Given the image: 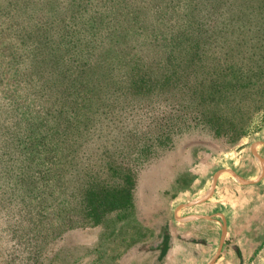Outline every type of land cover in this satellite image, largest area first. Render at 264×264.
<instances>
[{
    "label": "rangeland",
    "instance_id": "obj_1",
    "mask_svg": "<svg viewBox=\"0 0 264 264\" xmlns=\"http://www.w3.org/2000/svg\"><path fill=\"white\" fill-rule=\"evenodd\" d=\"M10 19L20 22L14 32ZM19 31L33 35L25 61L13 45ZM47 33H57L52 46L69 66L53 60L50 46L35 51ZM180 68L197 89L171 98L183 131L132 168L133 205L94 226L77 201L85 176L113 185L131 170L121 152L130 140L119 97L149 92L147 83L165 72L176 79ZM50 75L59 78L51 91L64 94L62 112L51 111L40 90L29 92ZM15 109L32 122L31 134L49 131L23 143L30 166L23 180L0 161V264H176L189 251L184 216L208 215L218 200L246 204L253 186L230 168L241 169L243 157L246 178L251 166L258 174L254 161L262 168L255 154L264 157V0H0V131ZM103 125L109 134L100 133ZM216 188L224 194L218 200ZM230 225L246 255L241 263L264 264V232L242 229L239 238Z\"/></svg>",
    "mask_w": 264,
    "mask_h": 264
},
{
    "label": "trees",
    "instance_id": "obj_2",
    "mask_svg": "<svg viewBox=\"0 0 264 264\" xmlns=\"http://www.w3.org/2000/svg\"><path fill=\"white\" fill-rule=\"evenodd\" d=\"M19 24V20L12 24V19H10L7 28L10 32H14L13 26ZM36 35L40 36L41 33ZM54 35H57V33H47L45 37H41L35 51L39 53L41 49L46 50L50 46L52 48L50 55L54 57L53 60L57 64L62 62L69 66V61L64 60L63 51L52 46ZM32 39L33 35L25 31H19L16 33V40L12 39L15 42L13 45H21V48L16 49L21 54L17 57L19 61H25L24 53L27 52L25 48L31 44ZM70 42L68 41V43ZM27 53L29 54V52ZM18 60L15 63L18 64ZM86 63L87 61L81 62L79 66H87ZM179 72L180 75L176 79L174 72H165L163 78L156 85L147 83L149 86L146 85L145 88H148L149 92L133 95L130 101L123 102L122 97H119L118 114L120 117L124 116L128 119V131L122 129L125 133L123 136L130 140L122 147L121 152L125 154V157H128L126 160L127 166H130L131 170L128 167L130 172L123 173L121 182L113 185L100 181L95 177L87 176L85 180V176V181L83 180L78 190L77 201L84 212L85 218L89 219L94 226L100 225L109 214L128 209L133 205L135 180L132 170L150 163L159 151L167 150L173 146L174 137L183 131L182 122L184 121V116L174 113L175 107L171 106V98L174 93H179L183 97L189 93L195 94L197 89L194 85H190V81L187 80L188 77L185 75L188 73L186 70L180 68ZM27 76L28 78L30 77V72H28ZM144 79L145 77L141 81ZM27 80L29 83V79H26V85ZM37 80L42 81L40 79ZM58 80L59 78L50 75L46 81L43 80L42 84L38 85L39 88L32 85L29 89V92L39 93L41 91L42 95L40 98H45L48 102V108L55 113L64 110V97H62L64 94H60L59 89L55 90L56 95L51 91ZM69 86L76 90V86L72 84ZM26 90L28 91V87ZM65 91L69 92L70 90L66 89ZM120 95L122 96L123 94L121 93ZM117 99L118 97L114 95V101ZM174 114L179 115L175 117ZM31 123L23 112L15 109L11 117V126L6 122L4 123V129L0 131V161L10 164L9 173L17 176L20 181L24 179L25 172L27 173V169L30 168L26 164L27 151L24 149L23 143L28 141L32 135H46L49 131L40 129V134H31L33 131ZM119 124L118 121V126H114L118 133ZM99 129L100 133L108 132L109 134V129L106 126L103 125ZM123 136L121 137L123 138ZM3 169H5V166L0 163V171Z\"/></svg>",
    "mask_w": 264,
    "mask_h": 264
},
{
    "label": "crops",
    "instance_id": "obj_3",
    "mask_svg": "<svg viewBox=\"0 0 264 264\" xmlns=\"http://www.w3.org/2000/svg\"><path fill=\"white\" fill-rule=\"evenodd\" d=\"M254 148V147H253ZM255 150V149H254ZM255 156L262 161V168L260 169L259 161H254L253 164L256 166L258 174H252L253 167L249 168L248 178L245 177L244 166L247 158L243 157L236 164L239 168L235 169L230 168L235 176L241 181L242 185L251 187L250 197L246 195L247 203L242 206L233 207L228 204L221 202L219 198L220 194L224 195L223 192L215 189L214 194H216L213 212L208 215H204L203 212L196 214L194 217L185 215L184 216V227L183 233L188 236L187 238L184 235L183 243L187 244L188 254H183L182 257H177L175 260H178L180 264L185 262L186 259H191L194 257L193 264L205 262V264H242L243 258L245 259L246 255L241 251L239 243L236 244L237 238H231L230 233V221L232 222V227H235L238 231L239 238L241 237V230H251L258 231L260 233L264 232V157L261 154H255ZM256 158V159H257ZM250 160V159H249ZM241 170V171H240ZM239 196H243L240 192H237ZM243 194H246L242 191ZM231 200H234V194L231 193ZM206 204L198 205V208H203ZM228 205V206H227ZM197 207H191L193 209ZM205 225H211L215 228V235L210 230H207ZM230 227V228H229ZM205 228V229H204ZM187 239V240H186ZM244 239V238H241ZM173 242L176 241L173 240ZM196 242H199L198 244ZM201 245V246H199ZM179 246V245H178ZM201 248V249H200ZM195 250L201 251V255L196 254ZM213 250V253L209 251ZM189 252H192L189 253ZM209 252V253H208ZM169 253V254H168ZM168 256L170 255V250L167 252ZM192 255V256H191Z\"/></svg>",
    "mask_w": 264,
    "mask_h": 264
}]
</instances>
